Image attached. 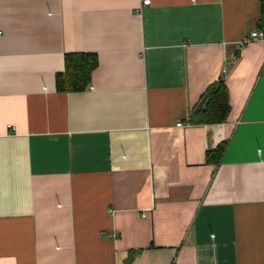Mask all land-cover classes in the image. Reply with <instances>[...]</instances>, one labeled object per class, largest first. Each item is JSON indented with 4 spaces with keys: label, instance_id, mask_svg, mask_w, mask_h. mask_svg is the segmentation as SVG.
I'll return each mask as SVG.
<instances>
[{
    "label": "crops",
    "instance_id": "1",
    "mask_svg": "<svg viewBox=\"0 0 264 264\" xmlns=\"http://www.w3.org/2000/svg\"><path fill=\"white\" fill-rule=\"evenodd\" d=\"M142 1L0 0V264H264L262 0Z\"/></svg>",
    "mask_w": 264,
    "mask_h": 264
},
{
    "label": "trees",
    "instance_id": "2",
    "mask_svg": "<svg viewBox=\"0 0 264 264\" xmlns=\"http://www.w3.org/2000/svg\"><path fill=\"white\" fill-rule=\"evenodd\" d=\"M257 30L264 35V0L260 4V17L256 24ZM64 71L56 73V89L58 91L81 90L90 81L91 71L96 66V59L89 53L68 52L64 55ZM228 95L223 80L211 84L191 109L188 121L192 124H215L224 122L229 112ZM225 148L220 142L205 152L208 163H218ZM135 255L129 253L128 261Z\"/></svg>",
    "mask_w": 264,
    "mask_h": 264
},
{
    "label": "built area",
    "instance_id": "3",
    "mask_svg": "<svg viewBox=\"0 0 264 264\" xmlns=\"http://www.w3.org/2000/svg\"><path fill=\"white\" fill-rule=\"evenodd\" d=\"M149 2H150L149 0H143L142 5L148 4ZM263 37H264V35L260 30L254 29L248 34V36L246 37V41H250L254 38H260L261 39ZM177 125H181V123H178Z\"/></svg>",
    "mask_w": 264,
    "mask_h": 264
}]
</instances>
